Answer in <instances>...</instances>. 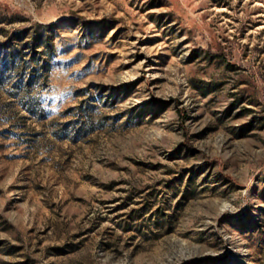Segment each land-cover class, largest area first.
<instances>
[{
  "label": "rangeland",
  "instance_id": "rangeland-1",
  "mask_svg": "<svg viewBox=\"0 0 264 264\" xmlns=\"http://www.w3.org/2000/svg\"><path fill=\"white\" fill-rule=\"evenodd\" d=\"M0 264H264V0H0Z\"/></svg>",
  "mask_w": 264,
  "mask_h": 264
}]
</instances>
